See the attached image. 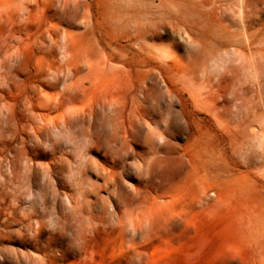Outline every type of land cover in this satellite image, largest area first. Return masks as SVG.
<instances>
[{
	"label": "rangeland",
	"instance_id": "obj_1",
	"mask_svg": "<svg viewBox=\"0 0 264 264\" xmlns=\"http://www.w3.org/2000/svg\"><path fill=\"white\" fill-rule=\"evenodd\" d=\"M126 2L80 0L76 4L75 0H68L66 5L64 0H0V46L8 44L2 55L9 59L11 71L5 92L9 99L19 101L26 86L40 77V66L50 70L68 60L69 77L56 88L45 87L44 98L50 95L56 99L68 91L89 106L97 107L102 101L117 103L122 108L120 117L115 119L119 141L130 151L127 159L116 161L117 168L126 163L128 172L120 190L129 196L132 187L140 182L138 171L146 168L143 158L155 157L160 175L167 177L159 190L168 192L169 208L160 211L142 235L135 240L129 235L124 242L115 225L116 215L109 214L114 210L113 201L106 203L105 216L110 223L93 222L82 240H72L69 232H61L50 218L39 231L33 222L26 226L23 220L27 204L17 205L12 213L14 220L7 226L0 222V264H264V181L247 165L245 154L241 157L235 150L239 130L245 126L239 109L253 95L251 51L260 44L258 47L264 52V29L245 36L238 33L233 44L226 39L220 41L226 60L219 62L210 80H200L192 87L200 95L201 107L196 106L188 90L183 91L177 84L172 88L175 98L167 106L169 93L161 74L156 73L153 80L146 79L153 61L143 53H134L132 47H128V56L119 61L107 60L102 52L93 63V71L86 63L85 54L94 42L105 48L108 42L125 43L121 35L124 23L118 24L117 20L128 9ZM148 2L146 9L159 8V0ZM65 6L69 14L63 12ZM250 8L255 11L251 18L261 23L264 0H251ZM55 33L73 34L71 54L67 57L51 48ZM146 33L150 43L166 49L175 42H184L173 38L170 30L165 33L152 28ZM172 50L175 51L173 47ZM183 52L176 49L171 54V74L186 75L190 63ZM81 59L83 63L79 62ZM78 62L83 72L76 75ZM109 65L116 66L120 73L107 68ZM145 89L152 94L148 100H143ZM156 98L161 101L165 117L168 108L173 111L175 121L167 137L160 135L164 121ZM15 134L19 135L17 131ZM51 139L35 146L31 154L44 164L43 174L49 179V193L54 197L53 218L60 204L68 206L71 172L61 173L59 169L60 150H69V145H54L55 139H62L60 133H52ZM16 140V145L21 143L20 138ZM31 145L27 144L29 148ZM105 147L92 146L89 152L93 162L88 186L100 187L99 194L106 200L108 192L100 186L103 179L98 173L100 166L108 168L113 162L105 156ZM0 203L4 206L1 220L7 206ZM94 208L95 212L101 211L99 206Z\"/></svg>",
	"mask_w": 264,
	"mask_h": 264
},
{
	"label": "bare ground",
	"instance_id": "obj_2",
	"mask_svg": "<svg viewBox=\"0 0 264 264\" xmlns=\"http://www.w3.org/2000/svg\"><path fill=\"white\" fill-rule=\"evenodd\" d=\"M250 1L159 0V8L155 11L146 9L148 0H127L128 9L117 20L118 24L124 23L125 31L121 35L123 34L125 43L108 42V47L105 48L94 42L95 44L89 46V51L85 54L86 63L89 70L93 71L95 66L93 63L100 58L102 52L107 60L119 61L128 56V47H132L135 49L134 53H143L153 61L149 65L146 79L153 80L156 73L161 74L169 93L167 106H170L175 98L172 88L177 84L183 91L188 90L196 106L201 107L200 95L192 87L195 86V82L209 79L219 62L226 60L227 56L219 47L220 41L226 39L227 43L233 44L238 33H244L245 36L246 33H257L264 29L263 18L261 23L260 20L259 23L255 22L253 16L254 20L251 18L255 11L250 8ZM75 2L78 4L80 0ZM64 4L67 5L68 0H64ZM67 7H64L63 12L69 14L66 11ZM208 22L211 24L208 25ZM152 28L163 30L165 33L170 30L174 34L173 38L183 39L184 42L180 44L175 42L172 46L175 51L171 46L166 49L152 44L148 41L150 36L146 33ZM73 39L72 33H55L53 44L50 46L55 50L59 49L60 53L67 57L71 54ZM256 45L251 51V70L255 79L252 82L253 95L247 99L244 107L239 109L245 126L239 130L235 150L240 155L245 154L247 165L264 181V52L261 53L263 50L258 47L260 44ZM7 47L8 44L0 46V176L3 179L0 182V202H5L4 205L7 206L0 222L7 226L9 221L14 220L12 213L16 211L17 205L27 204L23 220L26 226H31L33 222L39 231L45 226L46 219L50 218L59 230H62L61 232L64 231V234L69 232L72 240H82L93 222L110 223V218L105 216L106 203L113 201L114 210L108 213L116 215L115 225L119 227L123 241H127L129 235L131 240H135L145 232L146 227L153 224L159 212L165 211L171 203L167 198L168 192L159 190L160 186L166 183L167 177L164 173L160 175L155 157L143 158L146 168L138 171L139 184L132 187L133 192L130 190L132 193L129 196L122 194L120 190L122 178L128 174L126 163L120 168L115 165L117 160L127 159L130 155L124 143L119 141L115 120L120 117L122 108L112 101H102L97 107L92 104L89 106L77 100L76 93L68 91L56 99L50 98V95L47 99L44 98L45 87L56 88L69 77L71 67H68V60L65 61L66 64L56 65L50 70L40 66L37 70L40 77L26 86L20 94L21 99L19 101L9 99L5 89L11 71L9 59L2 55ZM176 49H183L182 55L190 63L185 76H181L182 73L177 75L175 73L176 76L174 72L171 74L170 62L173 59L171 54L176 52ZM79 62L83 63V60ZM79 62L76 64V75L83 72ZM116 66L109 65L107 68L120 73ZM172 75L177 79L175 80ZM144 94L143 100H148L152 95L148 89L144 90ZM156 106L164 121L160 135L167 137L175 121L173 111L168 108V115L165 117L159 98H156ZM52 110L56 113L51 114ZM16 112L20 115L18 116ZM15 131L19 135H16ZM52 133H60L62 138L54 140L55 146L60 147L62 142L69 145V150H64L63 147L60 150L61 165L58 168L61 173L71 172V187L66 194L68 206L60 204L53 218L51 202L54 197L49 193V179L43 174L44 164L31 154V149L35 146L51 141ZM17 137L21 139V143L16 145ZM28 143L33 145L29 148ZM92 146L98 148L106 146L104 154L111 157L113 162L108 168L100 166L98 173L103 179L100 186L108 192L106 200L99 194L100 187L88 186V175L93 162L89 157ZM27 161L38 166L27 164ZM91 196L94 198L89 199ZM95 206H99L101 211L95 212ZM3 207L0 203V214Z\"/></svg>",
	"mask_w": 264,
	"mask_h": 264
}]
</instances>
